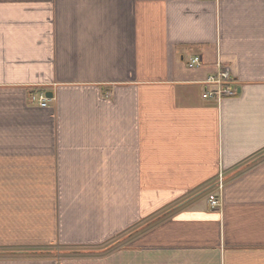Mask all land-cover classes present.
Masks as SVG:
<instances>
[{
	"label": "crops",
	"instance_id": "crops-1",
	"mask_svg": "<svg viewBox=\"0 0 264 264\" xmlns=\"http://www.w3.org/2000/svg\"><path fill=\"white\" fill-rule=\"evenodd\" d=\"M0 264H264V0H0Z\"/></svg>",
	"mask_w": 264,
	"mask_h": 264
},
{
	"label": "built area",
	"instance_id": "built-area-1",
	"mask_svg": "<svg viewBox=\"0 0 264 264\" xmlns=\"http://www.w3.org/2000/svg\"><path fill=\"white\" fill-rule=\"evenodd\" d=\"M192 65L200 66V59L197 58L191 62ZM232 74L228 69H223L219 74L211 76L206 82L203 91V98L208 101L220 102L225 98L233 96L236 91L233 88ZM32 101L38 104L40 108H47L49 99L46 93L41 92L32 97ZM222 179V178H221ZM218 184V193L210 197L211 207L213 209L221 206V194L223 190L222 180Z\"/></svg>",
	"mask_w": 264,
	"mask_h": 264
},
{
	"label": "water",
	"instance_id": "water-1",
	"mask_svg": "<svg viewBox=\"0 0 264 264\" xmlns=\"http://www.w3.org/2000/svg\"><path fill=\"white\" fill-rule=\"evenodd\" d=\"M47 97H48L49 99H52V98H53V94H52V93H48V94H47Z\"/></svg>",
	"mask_w": 264,
	"mask_h": 264
},
{
	"label": "rangeland",
	"instance_id": "rangeland-1",
	"mask_svg": "<svg viewBox=\"0 0 264 264\" xmlns=\"http://www.w3.org/2000/svg\"><path fill=\"white\" fill-rule=\"evenodd\" d=\"M220 208V207H219ZM215 209H218V208H215Z\"/></svg>",
	"mask_w": 264,
	"mask_h": 264
}]
</instances>
